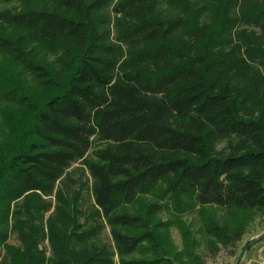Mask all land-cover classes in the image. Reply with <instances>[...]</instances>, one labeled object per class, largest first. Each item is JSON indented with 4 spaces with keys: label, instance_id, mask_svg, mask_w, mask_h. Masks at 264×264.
I'll return each mask as SVG.
<instances>
[{
    "label": "trees",
    "instance_id": "obj_1",
    "mask_svg": "<svg viewBox=\"0 0 264 264\" xmlns=\"http://www.w3.org/2000/svg\"><path fill=\"white\" fill-rule=\"evenodd\" d=\"M108 2L20 0L16 11H0V51L48 89L38 101L16 82L0 91L29 113L0 143V248L11 264H111L107 247L90 242L96 231L64 203L42 230L18 233L21 248L5 245L10 202L46 211L39 194L92 136L112 144L88 165L93 202L111 223L135 225L139 217L110 212L167 176L169 191L194 192L198 203L264 213V0H214L213 18L201 22L186 1L177 2L180 17L158 14L154 0H118L114 42L100 15ZM31 44L58 52L59 70L35 58ZM229 136L227 152H213ZM43 238L48 261L37 248ZM143 238L113 233L119 255ZM120 264L174 262L162 255Z\"/></svg>",
    "mask_w": 264,
    "mask_h": 264
},
{
    "label": "rangeland",
    "instance_id": "obj_2",
    "mask_svg": "<svg viewBox=\"0 0 264 264\" xmlns=\"http://www.w3.org/2000/svg\"><path fill=\"white\" fill-rule=\"evenodd\" d=\"M117 1L109 0L100 9V15L104 20L102 26L110 42H114L117 37L115 21L118 13L113 11ZM183 1L198 8L197 15L198 10L202 11L200 22L213 18L214 0H154L155 10L162 16L184 17L182 6L178 4ZM20 5V0L0 1V11H16ZM31 50L35 58L43 61L49 68L59 70L58 52H51L34 44H31ZM0 72L14 79L5 82L0 78V91L16 82L37 101L44 98L48 92L34 75L10 62L1 51ZM28 117L29 113L22 106L0 98V143L7 140L14 127L21 128ZM233 141L234 138L231 136L218 138L213 152H227V145ZM108 146H112L109 140L91 137L88 149L80 157L68 163L54 182L52 189L48 193L39 194L40 198L37 201L48 206L46 211L29 207L27 214L23 207L25 206L23 198L10 202L5 245L21 248L22 243L18 233L21 230L30 231L31 226H38L42 230L54 209L64 203L70 210L75 211L82 228L92 227L96 231L95 237L90 242L107 247L112 254L111 264H120L121 258L162 255L169 257L174 264L264 263V238L254 240L264 235L263 212L256 208L198 203L194 192L169 191L167 181L170 176L157 180L144 192L135 193L131 200L119 202L110 212V215L126 214L139 217L135 225L109 222L93 202L91 178L88 173V165L97 161L98 150ZM59 198L62 199L59 201ZM32 202L33 200L26 201V203ZM114 232L128 235L146 233L148 238H143L131 253L119 255L113 240ZM248 242L252 244L246 247ZM37 248L45 255L47 261L52 258L46 238L39 239ZM6 251L5 246H1L0 264H11L10 255Z\"/></svg>",
    "mask_w": 264,
    "mask_h": 264
},
{
    "label": "built area",
    "instance_id": "obj_3",
    "mask_svg": "<svg viewBox=\"0 0 264 264\" xmlns=\"http://www.w3.org/2000/svg\"><path fill=\"white\" fill-rule=\"evenodd\" d=\"M217 264H225V263H223V262H219V263H217Z\"/></svg>",
    "mask_w": 264,
    "mask_h": 264
}]
</instances>
